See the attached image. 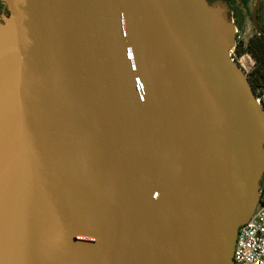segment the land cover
Returning <instances> with one entry per match:
<instances>
[{
  "label": "water",
  "instance_id": "95a60500",
  "mask_svg": "<svg viewBox=\"0 0 264 264\" xmlns=\"http://www.w3.org/2000/svg\"><path fill=\"white\" fill-rule=\"evenodd\" d=\"M0 2V264H234L264 114L230 7Z\"/></svg>",
  "mask_w": 264,
  "mask_h": 264
},
{
  "label": "built area",
  "instance_id": "2783aa9c",
  "mask_svg": "<svg viewBox=\"0 0 264 264\" xmlns=\"http://www.w3.org/2000/svg\"><path fill=\"white\" fill-rule=\"evenodd\" d=\"M232 20L235 23L233 17ZM230 55L239 63L240 60L235 56V47ZM255 98L264 114V89L255 91ZM233 260L234 264H264V176L257 207L250 220L238 231Z\"/></svg>",
  "mask_w": 264,
  "mask_h": 264
},
{
  "label": "trees",
  "instance_id": "16d2710c",
  "mask_svg": "<svg viewBox=\"0 0 264 264\" xmlns=\"http://www.w3.org/2000/svg\"><path fill=\"white\" fill-rule=\"evenodd\" d=\"M210 2L217 0H209ZM225 2L231 10V17L235 19V25L241 28L243 25V16L238 12V8L234 7L237 4V0H222ZM241 4L248 8L250 0H239ZM257 24L259 29H255V33L248 40V42L237 41L235 45L236 59L243 57L244 55H250L254 60V68L248 74L250 84L254 91L258 89H264V0L262 1L258 11Z\"/></svg>",
  "mask_w": 264,
  "mask_h": 264
},
{
  "label": "rangeland",
  "instance_id": "374dc122",
  "mask_svg": "<svg viewBox=\"0 0 264 264\" xmlns=\"http://www.w3.org/2000/svg\"><path fill=\"white\" fill-rule=\"evenodd\" d=\"M256 4V0H250L248 4V8H245L239 0H237V4L234 7L235 9L238 8V12L243 16V25L241 28L237 26V35H236V42L243 41L248 42V40L253 36L255 33L254 23H253V12L254 7ZM235 21V19H234ZM240 61V65L243 67L245 73L248 75L252 69L254 68V60L251 58L250 55H244L243 57L238 58Z\"/></svg>",
  "mask_w": 264,
  "mask_h": 264
},
{
  "label": "flooded vegetation",
  "instance_id": "af4514ba",
  "mask_svg": "<svg viewBox=\"0 0 264 264\" xmlns=\"http://www.w3.org/2000/svg\"><path fill=\"white\" fill-rule=\"evenodd\" d=\"M9 16L10 12L8 7L3 2H0V23H3L4 19L8 18Z\"/></svg>",
  "mask_w": 264,
  "mask_h": 264
}]
</instances>
